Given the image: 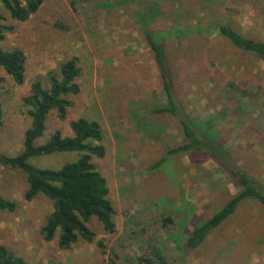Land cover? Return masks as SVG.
Instances as JSON below:
<instances>
[{"label":"rangeland","instance_id":"1","mask_svg":"<svg viewBox=\"0 0 264 264\" xmlns=\"http://www.w3.org/2000/svg\"><path fill=\"white\" fill-rule=\"evenodd\" d=\"M250 1L256 2L235 3L232 27L263 39V0H257V8ZM220 6L214 0H44L37 14L23 23L0 9L4 24L13 27L0 40V48H21L27 57L22 86L0 69V153L14 156L21 151L30 123L21 99L29 85L46 84L48 73L57 76L59 64L75 58L80 93L67 97L72 107L65 118L56 111L49 114L37 143L54 130L69 135L68 123L77 118L99 124L106 155L92 161L106 179L116 227L114 233H105L91 218L86 225L95 235L93 242L79 240L70 250L59 251L57 237L47 243L39 233L50 202L42 195L26 202L25 175L0 166V195L16 203L14 212H0V246L26 264H136L153 245L168 264H264V208L250 200L196 250L184 245L189 233L237 193L231 176L235 169L264 191V107L253 116L233 112L236 105L218 98L217 89L227 82L243 83L264 106V62L239 54L213 32L226 15ZM140 23L160 34L172 52L169 59H179L180 64L171 67L175 101L200 128L219 131L223 163L205 151L166 157L186 140L169 115H148L150 106L164 103V93ZM197 26L204 28L202 34H181ZM173 29L178 34L171 35ZM145 123L153 129L136 128ZM78 156L54 154L29 163L58 169ZM167 218L170 224L164 223Z\"/></svg>","mask_w":264,"mask_h":264},{"label":"trees","instance_id":"2","mask_svg":"<svg viewBox=\"0 0 264 264\" xmlns=\"http://www.w3.org/2000/svg\"><path fill=\"white\" fill-rule=\"evenodd\" d=\"M90 2L92 0H81ZM212 2V0H210ZM224 9V21L215 25L213 30L216 35L227 41L239 54H249L264 62V38H250L236 31L232 26L235 15V3L240 0H214ZM257 2V0H256ZM255 1H250L255 7ZM44 0H0V9L4 10L8 17L16 22H26L37 14ZM257 8V6L255 7ZM263 15L264 27V0L260 6ZM5 18L0 13V40L13 32V27L5 25ZM141 37L145 47L151 55L152 61L158 72L164 93L162 105H152L147 109L148 115H169L178 124L186 143L169 150L166 157L190 152L205 151L212 158L223 163L222 139L219 131L213 128H200L183 111V108L175 101L173 83L176 79L171 67H177L179 59L173 60L172 52L166 46L160 34L152 28H144L140 23ZM207 29V28H206ZM181 34H202V27H187ZM180 33V32H179ZM178 34L176 29L171 30V35ZM174 36V35H173ZM178 37V36H176ZM27 57L21 48H13L6 51L0 48V69L10 77L16 86H22L26 79ZM80 67L75 58L61 62L58 66V75L51 72L47 75L46 84L35 81L29 85V93L21 99L22 105L27 109L26 114L30 120L29 127L25 130L22 140V148L14 156L0 153V166L19 170L26 177L27 189L24 192V200L31 202L37 195L45 197L51 205V211L40 227L39 233L44 242H51L56 237V246L59 251H68L77 241L92 243L95 235L87 227V222L96 219L103 231L112 234L115 231L114 209L108 199L109 189L106 179L96 169L92 159H103L106 149L102 145L103 137L99 124L96 121L85 118H77L69 121L70 134L65 136L60 130L50 133L45 142L37 143L43 138L49 114L56 111L61 118H65L72 102L68 96H77L80 93L78 79ZM3 78L0 77V90ZM219 96L231 105H236L233 112L253 116L262 107L258 97L249 86L243 83L227 82L217 86ZM132 119L135 120L137 117ZM3 105L0 94V131L3 126ZM204 126V125H202ZM205 127V126H204ZM139 130L153 129L150 123L140 124ZM161 129V127H156ZM77 153L78 158L70 163L62 165L58 169L36 168L29 161L31 159L44 158L54 154ZM231 176L237 187L234 194L216 212L201 222L185 240V247L196 250L204 244L205 240L214 230L221 227L237 211L244 200L258 203L264 208V191L247 173L235 169ZM16 209V203L3 198L0 195V212L12 213ZM164 223L170 224L167 218ZM100 245V244H99ZM136 264H168L160 249L153 245L149 247L147 256L138 258ZM0 264H26L25 261L13 255L5 247L0 246Z\"/></svg>","mask_w":264,"mask_h":264}]
</instances>
